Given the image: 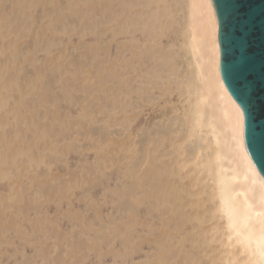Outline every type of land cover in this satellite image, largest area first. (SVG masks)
I'll return each mask as SVG.
<instances>
[{
	"label": "bare ground",
	"instance_id": "obj_1",
	"mask_svg": "<svg viewBox=\"0 0 264 264\" xmlns=\"http://www.w3.org/2000/svg\"><path fill=\"white\" fill-rule=\"evenodd\" d=\"M64 15L71 17V22H79L82 31L86 26L82 40L94 33L93 29L110 32L107 39L116 42L113 53L107 42L100 44L102 36H96L94 43L82 42L79 49L87 54L90 52L85 50L99 47V54L85 60L78 71L69 63L72 59L53 54L60 48L55 41L42 44L50 47L45 62L30 57L28 48L38 45L39 38L48 40L47 28L62 23ZM37 21L42 23L39 29L33 25ZM92 68L98 69L91 72ZM47 70L51 75L45 77ZM88 73L96 74V82L107 79L101 89L111 86L109 93L95 90L94 97H112L109 107L115 108L116 116L133 115V133L122 139L112 138L120 128L105 127L111 114L101 121L105 131L85 124L84 136L81 131L76 134L96 149L98 168L118 167L105 191L121 206L110 215L116 217L115 223L105 224V230L113 234L128 231L126 242L133 246L136 230L132 232L131 227L141 220L152 235L158 228L167 237L176 232L180 244L176 254L185 255L179 264L187 260L189 264H264V177L246 148L244 112L222 77L219 21L213 0H0V180L6 182L7 189V193H0V217L7 211H24L30 205L43 227L36 201L42 195L51 196L60 177L43 170L31 171L28 164L36 161V168L40 166L45 154L40 142L47 143L45 150L54 147L57 153L60 146L50 134L59 125L73 121L70 114L65 119L52 115L51 120H41L44 108L52 102L49 85L57 77L65 83L70 76ZM44 88L47 97L33 99ZM71 94L76 98L74 91ZM28 98L32 100L26 104ZM163 98L167 99L160 103ZM125 106L131 110L126 111ZM143 107L150 111L145 119L140 118ZM76 137L61 146L75 143ZM123 148L127 149L124 153ZM86 169H90L88 175L95 174L91 166ZM67 174L71 177V170ZM85 176L82 178L90 179ZM114 178L122 189H110L109 181ZM76 181L79 183V179ZM71 185L64 191L67 201L74 196ZM68 208L78 209L74 205ZM75 214L74 221L83 224L85 214L68 212L72 217ZM100 217L97 213L94 219ZM124 220L132 222L130 229L120 227ZM91 228L96 234L103 233L105 240L109 238L107 232ZM35 229L41 230L38 226ZM56 237L65 238L60 233ZM155 251V246L144 249L139 260L127 264L146 262ZM164 252L169 253L168 247ZM110 253L113 264H117V257L123 258L116 248Z\"/></svg>",
	"mask_w": 264,
	"mask_h": 264
},
{
	"label": "rangeland",
	"instance_id": "obj_2",
	"mask_svg": "<svg viewBox=\"0 0 264 264\" xmlns=\"http://www.w3.org/2000/svg\"><path fill=\"white\" fill-rule=\"evenodd\" d=\"M69 18L70 19H67V16L64 15L62 18V23L59 22L58 24L51 25V27L49 28L46 27L47 29H49V33L47 34L48 40L44 41L43 39L39 38L38 45L34 47L31 46L28 48L29 56L38 59V62H45L46 57H48L50 47L48 46V44L43 46L42 44L49 43L50 41H55L57 42V48L59 47L60 48L53 54L55 56L62 55V58L64 54L65 56L68 57V60L72 59L69 61V63L71 64L74 70L78 71V69L82 68L81 65L85 60L99 54V51L97 50L99 47H97L96 51L85 50V52H90L87 53L88 55L86 53L82 54L81 50L79 49L82 42H86L89 44L94 43L97 40L96 36H102V38L99 39L100 44L101 43L104 44L105 42H107L109 52L113 53L116 47V42L107 39V37L111 35L110 32L102 31V29H98V30L93 29L92 32L94 33L85 35L83 37L84 40H82L80 36L82 35V32H84L85 34L87 33L86 26H84L82 31V28L79 27L82 25L79 22L77 23L71 22L72 18L71 17ZM33 25L35 28L39 29L42 23L37 21L34 22ZM75 54L77 56H75ZM73 58L77 60L79 59L81 60V62L74 61ZM25 65L30 67L28 63L27 64L25 63ZM97 69L98 68H92L90 71L93 72L96 71ZM50 75H51V71L47 70L45 77ZM94 77H96L95 73L83 74L82 76L81 74L79 75L76 74L74 76H70L68 80L65 81V83L64 80H62V78L60 77L53 79V82L50 83L49 87L51 90H53L52 94L50 95L51 96L50 100L52 102L51 104L47 105L44 108L45 111H47V113H45V111L43 112L44 118L43 119L41 118V120H44L45 118L51 120L52 115H54L55 117L64 116L63 119H65L67 117L65 115L70 114L71 116L70 119H73L72 122L74 124L72 122L66 123L64 125L61 124L59 125V128L56 129L57 131H54L53 133L50 134L51 137L56 138L53 139L55 141L54 143L60 146V149L57 151V153L54 151V147L45 150L47 149V147L45 146L47 145V143L40 142L39 147L41 148V152L43 151L45 153L41 158L42 162L40 163V166L38 168H36L37 167L36 161L29 162L28 166L29 169H31V171L33 169L43 170L44 173L51 174V176L52 175L58 176L60 177V179L56 180L55 182V184L56 183L57 184L55 185L56 189L53 190L54 192L51 194L52 199H50L51 196H48L46 198V195H42L40 196V199H37L36 201L37 203H39L38 206H40L38 207V212L42 213V216H39V218L43 222V227L40 226L41 222L39 220H36V210L33 209L32 206L30 207V205H29V209H26L24 211L23 210L13 211V213L7 211L0 217V264H103V263L113 264L112 261L113 254L110 253V250H113V248H116L118 252L120 251L121 255H123V258L117 257L116 259L117 264H127L129 261L133 259L136 261L139 260L142 257L141 255H143L142 250L144 249L148 250L152 246L156 247V251L151 252L149 256L150 257L149 260L141 264H164L167 263V260H170L171 264H177L180 261V259H183V257L185 256L182 252L176 254L180 246V244L177 243L176 232L171 233L172 237H167L164 234V232L161 230V228H158L156 232H154V234L152 235L148 232L149 228L147 227L146 223L143 222L142 220L131 227L132 232L133 230H136L140 234L137 235L136 231L133 232V238L135 237L134 246L126 242V240L129 238L128 237L129 235L127 236V234H129L128 231H126L125 234H119V233L113 234L112 231L108 229L105 230V224L108 225L111 223H115L116 217H111L110 215L113 214L114 211L119 206H121L120 204H117V202H115L117 199L115 196L111 195L110 193H106L105 191V187L107 186V181L109 180V177H111L112 174L118 170V167H113L111 169L98 168L100 162H98L97 161L98 159H96L97 151L93 146L90 147V145H87L88 141L87 139H85V137H83L84 136L83 127L85 124L87 126H90L91 124L94 125L95 127L100 126L101 129H104L102 128L103 126H101L103 123L101 121L105 118H108L109 115L111 114V116L108 119H106L108 120V122H106L105 127H108L110 129L120 128L121 130L119 131L118 135L113 134L112 138L122 139L126 135L133 133L134 125L132 126V123L130 122L133 117L132 113H128V116H124L123 114H121L120 116H116L114 114L116 113L115 108L109 107V104L112 103L113 101L112 97H109V99L107 98L102 99L100 96L99 98L94 97L95 94L93 92L95 90L98 91L103 90L109 93L108 90H110L111 87V86H106L107 88L101 89V87L105 84V81L107 79L103 78L97 80L96 82V79ZM92 80H93V84H90ZM69 88H74V89H69ZM46 89L50 90L47 87ZM46 89L44 88V90L41 93L39 92L37 95H35L33 99H36L35 97H41L43 95L44 97H47ZM72 91L75 92L76 98H74V96L71 94ZM55 92L57 94H55ZM81 96L82 98L80 99ZM93 97L98 99H94ZM166 99L167 98L165 99L163 98L160 103H162ZM31 100L32 98L25 99V103L26 102L28 103ZM83 103L84 104L88 103V104L84 105ZM96 103L99 104L97 105ZM142 104L149 105V107L151 108L153 107V105L151 104H147L143 102ZM20 108L23 109V107ZM84 110H85L84 112L85 114L91 113V115L86 116L83 113ZM125 110L130 111L131 107L126 108L125 106ZM148 110H149L148 107H143L142 109L143 112L140 115L141 119L142 118L145 119L146 117L149 116L150 111ZM54 120H57V118ZM70 125L73 126V128ZM105 130L106 128L102 130V132ZM80 131L83 134V136L76 137V134L80 133ZM61 134H63V137H59ZM73 136L78 138V140L75 143L73 141V144H70L69 146L68 145L64 147L61 146L62 144L65 143L64 141H68L70 143L72 141L71 138ZM84 141L85 144L83 143ZM80 142L82 143V145L84 144L83 149H81L82 145ZM87 146H89V148L86 149L85 147ZM51 150L52 152L54 151V153L56 154L52 153ZM126 150H127L126 148H123L121 152L124 153ZM85 159L91 160L92 163L89 165L86 164L87 160L85 161ZM80 160L82 161L79 162ZM46 164L47 165L49 164L51 166L50 167L51 169L50 168L48 169L47 168L48 166H46ZM82 164L83 166L79 168V166ZM90 166L92 168L91 170L95 172V174L93 175H88L90 169L88 170L86 168L88 167L90 168ZM69 170H71L72 172L71 177L70 175L67 174ZM84 176L85 177L90 176V179L89 180L83 179L82 177ZM77 179H79V183L78 181H76ZM115 180L116 178H114V181L111 180L109 181L110 189H118V187L122 189L119 184L120 181H115ZM57 181L58 182L61 181L59 182L60 184ZM126 181L129 183L128 180ZM25 183L28 184L29 183L28 180H26ZM5 184H6L5 181L0 180V193H7ZM68 185L72 186L71 193H74V196L72 197L71 201L70 200L67 201L64 195V191L68 189ZM104 192L107 195H105ZM93 197H95V199H93ZM69 205L77 206L78 209L74 210L73 208H68ZM84 209L85 211L83 213ZM69 211H78L82 213L83 216L85 214L84 216L85 220L83 224L78 221L76 223L74 220L77 219L75 217L77 214H75L74 217H72V215L69 216L68 215ZM97 213H99L101 217L96 220L94 219V217ZM142 214L144 215V212H142ZM45 215L47 217H44ZM115 216H119V214H115ZM2 217L4 218L3 220ZM131 223H132L131 221L124 220L122 221L121 226L120 223L117 225H119L120 227L127 226L130 229ZM143 223L144 225H141ZM35 226L40 227L41 230L37 231V229H35ZM55 226H57L56 228L58 229V231L55 228ZM91 227H97L95 229H97L98 232L100 231L107 232L108 235L107 237L109 238L105 240L104 237H101L104 236L103 233L101 235L96 234L92 230L94 228ZM20 229L21 231L23 230L24 236L20 231ZM73 231L74 232L76 231L75 234H77V238L74 233H71ZM77 231H79L80 233H78ZM58 233H60V235H64L65 238L63 239L62 237L60 238L56 237ZM45 234L47 235V237H45ZM67 234L69 235V238L67 237ZM73 235H75L73 237L74 240L73 238H70ZM141 235L144 236V239L143 237H141ZM80 237L84 239L82 240ZM18 238L19 239L21 238L20 241ZM79 240L82 242L80 243ZM74 242L76 243L74 244ZM161 244H163V246H161ZM166 244H168L169 246ZM74 247L76 248V250ZM167 247L169 249V253L165 254L164 251L166 250ZM160 250L162 252H160ZM86 252L87 254H85ZM189 263L190 260H187L186 263H183V261L180 262V264H189Z\"/></svg>",
	"mask_w": 264,
	"mask_h": 264
},
{
	"label": "water",
	"instance_id": "obj_3",
	"mask_svg": "<svg viewBox=\"0 0 264 264\" xmlns=\"http://www.w3.org/2000/svg\"><path fill=\"white\" fill-rule=\"evenodd\" d=\"M221 72L242 108L247 151L264 177V0H213Z\"/></svg>",
	"mask_w": 264,
	"mask_h": 264
},
{
	"label": "snow or ice",
	"instance_id": "obj_4",
	"mask_svg": "<svg viewBox=\"0 0 264 264\" xmlns=\"http://www.w3.org/2000/svg\"><path fill=\"white\" fill-rule=\"evenodd\" d=\"M242 115V114H241Z\"/></svg>",
	"mask_w": 264,
	"mask_h": 264
}]
</instances>
